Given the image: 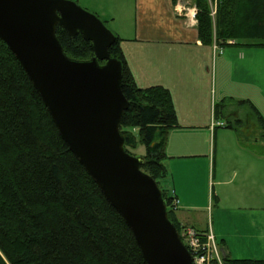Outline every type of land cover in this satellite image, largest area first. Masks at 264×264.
<instances>
[{
  "label": "trees",
  "instance_id": "trees-1",
  "mask_svg": "<svg viewBox=\"0 0 264 264\" xmlns=\"http://www.w3.org/2000/svg\"><path fill=\"white\" fill-rule=\"evenodd\" d=\"M194 5L203 43L221 47L234 39L238 44L264 46V0H194ZM56 36L68 57H93L92 43L81 33L70 36L57 25ZM109 54L121 63L122 92L129 102L120 119L124 148L135 155L131 149L143 146L144 153L135 156L142 158L141 169L156 181L168 218L183 241L184 226L175 214L166 164L168 132L177 123L170 92L161 85L137 86L116 34ZM226 101L250 110L264 141V120L254 104L247 99ZM225 126L238 131L231 122ZM221 262L264 264V259L225 255ZM0 264H146L124 218L63 140L38 91L2 39ZM210 264L219 263L213 258Z\"/></svg>",
  "mask_w": 264,
  "mask_h": 264
},
{
  "label": "crops",
  "instance_id": "crops-1",
  "mask_svg": "<svg viewBox=\"0 0 264 264\" xmlns=\"http://www.w3.org/2000/svg\"><path fill=\"white\" fill-rule=\"evenodd\" d=\"M86 2L115 22L114 2L121 0ZM194 6L192 0H133L114 34L137 86L170 92L177 123L168 132L166 164L181 225L209 230L221 257L264 259V141L250 110L226 101L247 99L264 120V46L203 43ZM212 120L238 131L212 127ZM193 189L200 192L197 205L189 202Z\"/></svg>",
  "mask_w": 264,
  "mask_h": 264
},
{
  "label": "water",
  "instance_id": "water-1",
  "mask_svg": "<svg viewBox=\"0 0 264 264\" xmlns=\"http://www.w3.org/2000/svg\"><path fill=\"white\" fill-rule=\"evenodd\" d=\"M91 41L93 57H68L56 26ZM0 39L13 52L70 150L131 229L146 264H193L142 158L127 152L120 119L129 102L115 34L71 0H0ZM100 61L104 63L100 64Z\"/></svg>",
  "mask_w": 264,
  "mask_h": 264
},
{
  "label": "built area",
  "instance_id": "built-area-1",
  "mask_svg": "<svg viewBox=\"0 0 264 264\" xmlns=\"http://www.w3.org/2000/svg\"><path fill=\"white\" fill-rule=\"evenodd\" d=\"M193 19L194 21L196 20L195 14H193ZM232 41L233 40H229L228 42ZM213 46L214 48L218 47L216 43H213ZM211 126H225V122L212 120ZM177 203L178 200L174 198V207L177 206ZM181 237L193 258V264H210L213 258H215L219 264H222L218 246L214 240L213 234L209 230L201 233L192 227H184L181 231Z\"/></svg>",
  "mask_w": 264,
  "mask_h": 264
},
{
  "label": "rangeland",
  "instance_id": "rangeland-1",
  "mask_svg": "<svg viewBox=\"0 0 264 264\" xmlns=\"http://www.w3.org/2000/svg\"><path fill=\"white\" fill-rule=\"evenodd\" d=\"M71 1L75 2L78 6L82 7L86 11L96 15L112 33H114V31H115V25L117 24V21L121 17L120 15L130 14L131 11L133 10L132 9L133 0H121V3H119V4L114 2L115 3V13H116L115 17H117V18H116L115 22H113L110 20V15L109 16H103L102 14L95 12V9L93 8V6L89 3H87L86 0H71ZM192 1L194 2V0H192ZM194 12L195 13L197 12L195 6H194ZM131 152H133L135 155H138L140 153L143 154L144 148L142 145H138V147L136 149H131ZM193 190H192L193 192L191 193L192 198L190 199L189 202L194 204V205H197L198 203L201 202V196H199L200 192L198 189H193ZM197 190L199 193L197 192ZM175 214H176V217L177 216L181 217L183 213L180 214L179 210L175 209Z\"/></svg>",
  "mask_w": 264,
  "mask_h": 264
}]
</instances>
